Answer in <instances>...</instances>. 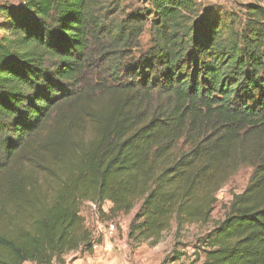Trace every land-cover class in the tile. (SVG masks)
Here are the masks:
<instances>
[{"label": "trees", "instance_id": "trees-1", "mask_svg": "<svg viewBox=\"0 0 264 264\" xmlns=\"http://www.w3.org/2000/svg\"><path fill=\"white\" fill-rule=\"evenodd\" d=\"M17 1L0 3V264L91 251L84 202L136 208L128 242L155 245L209 223L244 166L201 264H264V7Z\"/></svg>", "mask_w": 264, "mask_h": 264}, {"label": "rangeland", "instance_id": "rangeland-1", "mask_svg": "<svg viewBox=\"0 0 264 264\" xmlns=\"http://www.w3.org/2000/svg\"><path fill=\"white\" fill-rule=\"evenodd\" d=\"M121 6L130 11L134 6L145 3L142 0H118ZM8 2L14 5L17 0H0V3ZM249 2H255L264 7V0H203L204 6L217 4L227 12L237 15V21L243 16V6ZM148 7H146L147 9ZM120 16V15H119ZM239 16V18H238ZM141 42L147 43L149 40V29L145 28ZM251 173V168L244 166L233 175V177L216 192V203L211 215V220L207 224H186L180 229L176 228L173 222L171 226L161 234L159 242L150 245L142 242L139 245H131L127 239V231L130 220L136 208L128 214H119L110 219L117 224V233L112 239L113 244L119 243L114 247L111 257L116 259L117 264H201L204 260L202 249L203 235L213 226V222L223 216L234 193L241 192L247 185ZM111 204V203H110ZM80 215L84 218L85 225L94 230L93 207L84 202L80 206ZM79 256V251H72L65 255V263H71V259Z\"/></svg>", "mask_w": 264, "mask_h": 264}, {"label": "built area", "instance_id": "built-area-1", "mask_svg": "<svg viewBox=\"0 0 264 264\" xmlns=\"http://www.w3.org/2000/svg\"><path fill=\"white\" fill-rule=\"evenodd\" d=\"M220 188V190H222ZM219 190V191H220ZM93 207L94 212V230L91 231V252L93 254L100 252L102 256H107L112 251V239L117 233V224L112 219H103L99 216L97 205L93 202H88ZM102 209V206H101ZM104 213V210H102ZM23 264H38L36 261L27 260Z\"/></svg>", "mask_w": 264, "mask_h": 264}, {"label": "crops", "instance_id": "crops-1", "mask_svg": "<svg viewBox=\"0 0 264 264\" xmlns=\"http://www.w3.org/2000/svg\"><path fill=\"white\" fill-rule=\"evenodd\" d=\"M110 207L111 204L109 201H105L102 204V210H104L105 212H108ZM119 243L120 242L112 245V251L114 250V247L119 246ZM112 251L107 256H102L100 252H97L95 254H93L91 251H85L82 253L79 252V256H75L73 259H71V263L69 264H117L115 262L116 259L110 256Z\"/></svg>", "mask_w": 264, "mask_h": 264}]
</instances>
